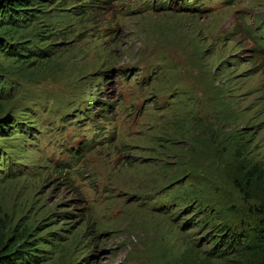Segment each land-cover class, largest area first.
<instances>
[{"label": "rangeland", "instance_id": "rangeland-1", "mask_svg": "<svg viewBox=\"0 0 264 264\" xmlns=\"http://www.w3.org/2000/svg\"><path fill=\"white\" fill-rule=\"evenodd\" d=\"M44 5L18 38L55 53L0 55V226L40 264H226L198 222L264 229L229 178L264 176V0Z\"/></svg>", "mask_w": 264, "mask_h": 264}, {"label": "trees", "instance_id": "trees-1", "mask_svg": "<svg viewBox=\"0 0 264 264\" xmlns=\"http://www.w3.org/2000/svg\"><path fill=\"white\" fill-rule=\"evenodd\" d=\"M50 0H0V55L5 59L18 60L29 57L28 61H21L22 63H32L36 58L45 57L54 54L52 49L38 48L35 51L29 50L23 46L25 42H32V40H23L18 38L24 33V30L33 27L37 20L38 7L45 6L44 3H49ZM92 7L91 5H87ZM85 11V10H84ZM83 11V12H84ZM41 27L33 30L35 36L39 37ZM32 33V34H33ZM17 38V40H15ZM11 41H16L11 43ZM52 50V51H51ZM13 116L7 114L0 119V134L7 133L3 126L11 129L9 124H14ZM2 151V150H1ZM235 154V162L244 167L245 160L238 161ZM241 171V172H240ZM240 171L232 170V182H236L235 187L246 195L251 193L250 198L264 200V176L261 168L252 165V168ZM243 183L248 185L242 189ZM208 200L202 199L200 203L207 207ZM205 209L203 217L199 220L198 226L205 228L206 233H212L210 236L214 244L221 248L217 257L226 260V264H264V229L259 227V223L254 222L245 215L246 209L236 213L235 209ZM238 215L242 216V220L236 221ZM249 224V225H248ZM193 225V224H191ZM8 225L0 226V264H40L41 257L33 255L32 251L38 252V245L20 244V239L11 241L8 234ZM250 227V228H249ZM248 231V232H247ZM263 238V239H260ZM56 241V240H54ZM215 246V245H214ZM228 249V250H227ZM232 253V258H228V254Z\"/></svg>", "mask_w": 264, "mask_h": 264}]
</instances>
